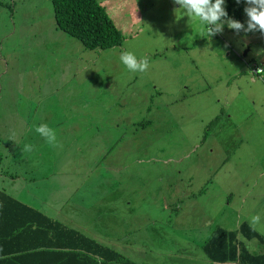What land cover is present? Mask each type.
Here are the masks:
<instances>
[{
  "label": "rangeland",
  "instance_id": "obj_1",
  "mask_svg": "<svg viewBox=\"0 0 264 264\" xmlns=\"http://www.w3.org/2000/svg\"><path fill=\"white\" fill-rule=\"evenodd\" d=\"M95 1L120 47L84 49L56 30L50 0H0V150L37 149L25 166L33 179L12 169L8 188L24 185L38 197L51 188L46 201L63 195V206L77 210H68L74 227L137 264H201V245L217 228L246 223L264 237V71L258 78L250 70L264 57V35L221 25L209 37L173 0ZM123 51L145 70H129ZM70 90L101 114L73 112ZM40 124L54 130L49 147L34 131ZM96 143L111 147L99 166L116 172L114 187L60 188L74 173L92 186ZM53 163L70 175L46 181Z\"/></svg>",
  "mask_w": 264,
  "mask_h": 264
},
{
  "label": "trees",
  "instance_id": "obj_2",
  "mask_svg": "<svg viewBox=\"0 0 264 264\" xmlns=\"http://www.w3.org/2000/svg\"><path fill=\"white\" fill-rule=\"evenodd\" d=\"M50 1L57 30L76 39L84 49L103 51L121 46L123 38L120 32L107 17L104 8L95 0ZM243 5L244 0L239 4L235 3V0H229L225 10L227 17L222 18L221 24L227 25L229 18L241 23ZM256 33L260 32L249 31L247 36ZM252 62L253 65L262 68L264 57L258 58V64L254 60ZM44 98L38 97L39 100ZM70 99V104L80 105L82 102L84 115L101 114L93 109V105L87 108L84 100L80 101L78 98L72 100V97ZM86 123L90 124V121L85 120L83 124ZM48 127L50 129L51 126ZM51 131L53 133L54 130ZM47 142L49 147V141ZM14 144L17 145V142ZM15 148H12V151L0 150V174L3 172L1 163L6 159L15 161L17 165L24 163L27 153H22L24 150L19 146ZM95 148L99 155L95 158L97 164L88 169L89 173L93 172L92 186L87 183L85 176L80 177L74 173L76 177L67 179L65 183L59 185L60 188L75 191L83 187L84 192L93 189L104 193L108 186L115 184L116 172H111L107 168L110 165H102L100 168L98 164L101 152L102 157H106L103 162L107 161L111 147L104 144L101 151L100 143H96ZM31 153L32 156L36 154L35 150H31ZM47 156L49 157V153ZM66 169L67 167L63 168L53 163L45 173L46 181L55 175H70L67 173L71 171L67 172ZM27 188L21 185L16 192L10 190L8 186L0 189V264H137L124 257L122 249L96 242L84 230L64 223L58 214L59 208L64 205L60 202L66 201L63 195L58 200L46 201L45 198H49L53 193L51 188L48 197L46 195L28 197ZM66 193L67 191L64 195ZM68 210L71 211L68 208L66 212H69ZM249 242L254 244L253 251L247 247ZM123 244L124 249L127 243ZM201 250L210 264H264V237L246 223H241L237 230L231 232L217 228L201 245Z\"/></svg>",
  "mask_w": 264,
  "mask_h": 264
},
{
  "label": "clouds",
  "instance_id": "obj_3",
  "mask_svg": "<svg viewBox=\"0 0 264 264\" xmlns=\"http://www.w3.org/2000/svg\"><path fill=\"white\" fill-rule=\"evenodd\" d=\"M173 2L179 5L177 12L180 17L187 16L188 18H198L209 37L220 31L221 23L223 22L222 18L227 17V13L223 7L225 0H173ZM240 2L241 0H235V3L237 4ZM244 3L250 5L249 7L244 8V13L247 17L246 28H244L240 22L231 19L228 20L227 27L235 32H239L243 29L245 33L258 30L264 35V0H244ZM218 21L220 22L218 23ZM119 60L132 71L142 72L146 68L144 60L137 61L136 57L127 51L120 53ZM250 70L252 71L253 76L260 78L264 71V65L262 68L260 66L252 65L250 66ZM34 131L38 133L40 137L45 138L49 142L54 140V135L51 129L45 124L36 126ZM24 150L30 151L31 145L25 144ZM253 219H259V217H254Z\"/></svg>",
  "mask_w": 264,
  "mask_h": 264
},
{
  "label": "crops",
  "instance_id": "obj_4",
  "mask_svg": "<svg viewBox=\"0 0 264 264\" xmlns=\"http://www.w3.org/2000/svg\"><path fill=\"white\" fill-rule=\"evenodd\" d=\"M63 67L64 68H69L68 67V65H63ZM63 73L61 72V74H60V76L62 75ZM60 79H67L68 80V85H72V83L73 82H75L76 83V81L74 80V79H69V78H67V77H59ZM74 91L75 90H70V92H69V94H71V95H73V96H76V98L78 97V95H76V94H74ZM81 101V100H80ZM70 106H71V108H76L77 107V109H73L72 111L73 112H77L78 113V111H79V108L80 109H82L83 110V112H85L84 111V109H83V104H82V102H81V104L80 105H76V104H70ZM56 124V123H55ZM57 125V124H56ZM39 126V125H38ZM46 140V139H45ZM47 141L45 142V145H47ZM33 147H34V145H33ZM33 150H35V152H37V149H33ZM27 153H29L30 154V158H24V163H19L18 165L15 163V161L13 162L12 160L11 161H6V160H4V162H2L1 163V167H2V171H3V176H2V178H1V188L3 189H5L9 184H7V182H6V178H7V176L12 172V169H13V171L15 172V174H17V173H21L22 172V174L24 175V177H23V180H26V181H30V180H32L33 179V177L31 176V174H30V168H26L25 169V166H26V164L28 163V161L31 159V158H33V156H32V153H31V150L30 151H27ZM13 173V172H12ZM16 178L17 179H20V176L18 175V176H16ZM0 188V189H1ZM14 192H16V191H14ZM27 193H28V197H32V195H33V191H26ZM60 203H63L64 205H67V202L64 200L63 202H60ZM78 206L79 205H81V204H78V203H76ZM68 205L69 206H71L70 207V209H71V213L73 214V215H76L77 214V210L74 208V207H72V205H71V203L69 202L68 203ZM163 207H164V209H166L168 206H167V204H165V203H163V205H162ZM57 213H58V211H56ZM59 216H60V219H62L63 220V222L64 223H69L70 225H73L74 226V224H75V220H72V218H71V216H73V215H71L69 212H66V207L65 206H62V207H60L59 208ZM66 223V224H67ZM68 225V224H67ZM86 228H81V230L83 231V230H85ZM253 229V228H252ZM231 231H233V230H231ZM231 231H227V232H231ZM86 232V234H90L91 235V233L90 232H88V231H85ZM109 233H111V230H108L107 231V233L106 234H109ZM247 247L251 250V251H253V249H254V245L252 244L251 245V247H249L248 246V243H247ZM204 256V255H203ZM201 264H210V262L208 261V260H206V258L205 257H203V259L201 260Z\"/></svg>",
  "mask_w": 264,
  "mask_h": 264
}]
</instances>
